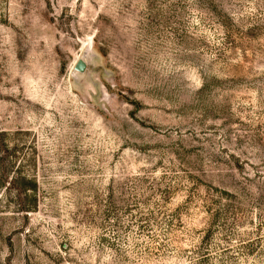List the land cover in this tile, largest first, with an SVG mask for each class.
I'll return each instance as SVG.
<instances>
[{"label": "rangeland", "instance_id": "1", "mask_svg": "<svg viewBox=\"0 0 264 264\" xmlns=\"http://www.w3.org/2000/svg\"><path fill=\"white\" fill-rule=\"evenodd\" d=\"M0 264H264V0H0Z\"/></svg>", "mask_w": 264, "mask_h": 264}, {"label": "water", "instance_id": "2", "mask_svg": "<svg viewBox=\"0 0 264 264\" xmlns=\"http://www.w3.org/2000/svg\"><path fill=\"white\" fill-rule=\"evenodd\" d=\"M86 66H87L86 61L83 58H81L75 64V70L79 72H84L86 70Z\"/></svg>", "mask_w": 264, "mask_h": 264}, {"label": "trees", "instance_id": "3", "mask_svg": "<svg viewBox=\"0 0 264 264\" xmlns=\"http://www.w3.org/2000/svg\"><path fill=\"white\" fill-rule=\"evenodd\" d=\"M19 208H21V211H28L27 207L25 205H23L22 203L19 204Z\"/></svg>", "mask_w": 264, "mask_h": 264}]
</instances>
